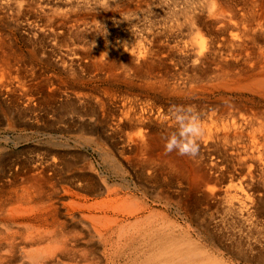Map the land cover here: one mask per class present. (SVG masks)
<instances>
[{"label":"bare ground","instance_id":"bare-ground-1","mask_svg":"<svg viewBox=\"0 0 264 264\" xmlns=\"http://www.w3.org/2000/svg\"><path fill=\"white\" fill-rule=\"evenodd\" d=\"M106 7L0 0V103L50 144L0 154V264H264V0Z\"/></svg>","mask_w":264,"mask_h":264},{"label":"rangeland","instance_id":"rangeland-1","mask_svg":"<svg viewBox=\"0 0 264 264\" xmlns=\"http://www.w3.org/2000/svg\"><path fill=\"white\" fill-rule=\"evenodd\" d=\"M0 106H1L0 108L2 109L0 110V154L3 157L9 154L13 155L14 153H17L20 156H25V154L32 155L34 152L36 153V152L43 151V149H46V147L50 145V144L48 145L47 143H45V135L43 134V132L47 131L48 129H44L43 125L40 124L41 123L40 121L38 122L28 121L27 122L25 121V118L19 117L18 115H16V112H13L12 108L10 110V107L8 104L0 103ZM9 110L12 112L11 115L9 113L10 112ZM74 129L75 128H70L69 130H66V131L63 130L64 132H62V135H64V137H70L75 134L76 131ZM56 132L59 133L58 131ZM61 139H60L61 141H64L63 138ZM69 143H71V140H69ZM35 149L36 151H34ZM57 149H60V148H57ZM70 150L75 151V152H78V151L86 152L87 151L88 153L91 154V158L93 159L94 164L97 165V168L99 169L102 168L100 166L101 162H100V159L97 157L98 156L97 153L91 150L90 147L86 149L75 147V149L73 148Z\"/></svg>","mask_w":264,"mask_h":264},{"label":"clouds","instance_id":"clouds-1","mask_svg":"<svg viewBox=\"0 0 264 264\" xmlns=\"http://www.w3.org/2000/svg\"><path fill=\"white\" fill-rule=\"evenodd\" d=\"M109 0H101V6L107 10ZM170 116L175 120L177 130L165 138V152H177L180 156L195 159L200 153V142L205 135L199 112L193 107L172 106Z\"/></svg>","mask_w":264,"mask_h":264}]
</instances>
